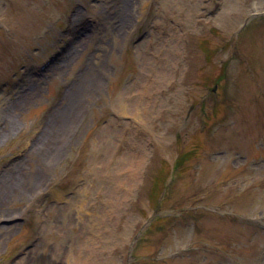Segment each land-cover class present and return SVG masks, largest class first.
<instances>
[{
	"label": "rangeland",
	"instance_id": "374dc122",
	"mask_svg": "<svg viewBox=\"0 0 264 264\" xmlns=\"http://www.w3.org/2000/svg\"><path fill=\"white\" fill-rule=\"evenodd\" d=\"M44 193L12 264H264V0H0V264Z\"/></svg>",
	"mask_w": 264,
	"mask_h": 264
},
{
	"label": "bare ground",
	"instance_id": "6f19581e",
	"mask_svg": "<svg viewBox=\"0 0 264 264\" xmlns=\"http://www.w3.org/2000/svg\"><path fill=\"white\" fill-rule=\"evenodd\" d=\"M80 85L78 84V86H77V88L79 87ZM67 111L68 110H64V111H62L61 113H60V115H59V117L61 118L63 115H69L71 112H69V113H67ZM67 113V114H66ZM123 113V115H127V114H131L130 112H126V111H124V112H122ZM59 117H57V121L59 120ZM40 136V135H39ZM118 135H117V133L115 132V131H113L112 133H111V135H110V142H112V141H114L116 138H118L117 137ZM37 138V137H36ZM39 138V137H38ZM60 146H61V144L57 141V138H56V136H55V138H53L52 139V142H51V146L49 147L50 149H49V152H48V155H47V159L50 157V156H52V155H55L57 152H58V150H59V148H60ZM114 147V146H113ZM39 178V177H38ZM38 178H35V183H32L33 185H36V184H38L40 181H38L37 182V179ZM14 180V175H12V176H8V180H7V182L10 184L12 181ZM5 184V183H4Z\"/></svg>",
	"mask_w": 264,
	"mask_h": 264
}]
</instances>
